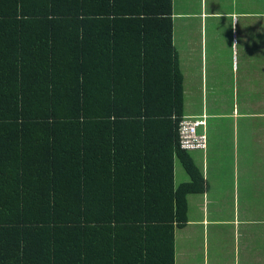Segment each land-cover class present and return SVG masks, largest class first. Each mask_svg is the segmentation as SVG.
Here are the masks:
<instances>
[{"label":"trees","instance_id":"16d2710c","mask_svg":"<svg viewBox=\"0 0 264 264\" xmlns=\"http://www.w3.org/2000/svg\"><path fill=\"white\" fill-rule=\"evenodd\" d=\"M171 12L0 0V264H174L207 185L179 144Z\"/></svg>","mask_w":264,"mask_h":264},{"label":"crops","instance_id":"0c3cea01","mask_svg":"<svg viewBox=\"0 0 264 264\" xmlns=\"http://www.w3.org/2000/svg\"><path fill=\"white\" fill-rule=\"evenodd\" d=\"M198 1L171 0L184 116H205L207 138L190 152L207 188L187 197L174 264H264V0Z\"/></svg>","mask_w":264,"mask_h":264},{"label":"built area","instance_id":"2783aa9c","mask_svg":"<svg viewBox=\"0 0 264 264\" xmlns=\"http://www.w3.org/2000/svg\"><path fill=\"white\" fill-rule=\"evenodd\" d=\"M204 118L205 116L182 117L178 128L179 144L182 150H205L207 145L206 135L198 133V128L204 125Z\"/></svg>","mask_w":264,"mask_h":264},{"label":"rangeland","instance_id":"374dc122","mask_svg":"<svg viewBox=\"0 0 264 264\" xmlns=\"http://www.w3.org/2000/svg\"><path fill=\"white\" fill-rule=\"evenodd\" d=\"M216 1L218 2V0H216ZM207 2H208V0H206V3ZM198 3H200V0L198 1ZM196 4H197V1H195V6H196ZM217 8H219V10H220V7L218 4H217ZM222 40H224V38H222ZM174 166H175V168L180 170L182 174H185L183 169L181 168V166L179 165V163L177 161L174 162ZM179 179H180V176L175 175V183H178Z\"/></svg>","mask_w":264,"mask_h":264}]
</instances>
